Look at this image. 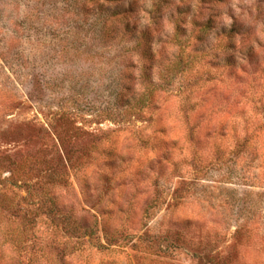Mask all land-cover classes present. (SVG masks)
I'll use <instances>...</instances> for the list:
<instances>
[{
  "label": "rangeland",
  "instance_id": "374dc122",
  "mask_svg": "<svg viewBox=\"0 0 264 264\" xmlns=\"http://www.w3.org/2000/svg\"><path fill=\"white\" fill-rule=\"evenodd\" d=\"M0 264H264V0H0Z\"/></svg>",
  "mask_w": 264,
  "mask_h": 264
},
{
  "label": "clouds",
  "instance_id": "9594fccd",
  "mask_svg": "<svg viewBox=\"0 0 264 264\" xmlns=\"http://www.w3.org/2000/svg\"><path fill=\"white\" fill-rule=\"evenodd\" d=\"M230 23H231L230 19L225 20V24H229L230 25Z\"/></svg>",
  "mask_w": 264,
  "mask_h": 264
}]
</instances>
